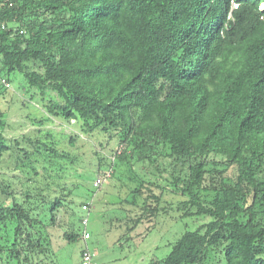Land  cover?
I'll list each match as a JSON object with an SVG mask.
<instances>
[{
	"label": "trees",
	"instance_id": "trees-1",
	"mask_svg": "<svg viewBox=\"0 0 264 264\" xmlns=\"http://www.w3.org/2000/svg\"><path fill=\"white\" fill-rule=\"evenodd\" d=\"M262 6L264 0H0L1 89L21 76L28 100L50 118L108 137L96 168H88L51 132L11 140L0 132V260L6 254L8 263L46 264L57 254L49 226L64 208L74 218L64 239L83 240L89 223L83 233L78 225L89 216L78 218L75 207L84 211L89 199L80 193L95 194L96 180L117 178L124 163L169 173L183 197L181 218L203 221L164 260L148 264H264ZM66 139L75 148L76 136ZM115 141L110 158L104 153ZM79 166L74 188L54 180L53 173ZM3 168L20 172L14 186ZM133 173L141 180L135 192L149 195L142 212L127 219L132 232L158 216L166 190ZM54 185L62 191L56 198ZM94 207L93 200L84 212Z\"/></svg>",
	"mask_w": 264,
	"mask_h": 264
},
{
	"label": "rangeland",
	"instance_id": "rangeland-1",
	"mask_svg": "<svg viewBox=\"0 0 264 264\" xmlns=\"http://www.w3.org/2000/svg\"><path fill=\"white\" fill-rule=\"evenodd\" d=\"M15 78L16 81L11 83L6 90L0 87V111L4 122V127L0 128V132L9 140L25 136L36 137L38 132L43 134L51 132L54 138L61 143L62 149L81 155L85 167L96 168L98 163L96 152L101 150V143H107L108 137L103 134L88 137L75 127L74 121L67 124L50 118L41 105L28 100L23 89V78L21 76ZM71 135L77 138L75 148L66 139ZM110 144L104 154L112 158L113 152L119 146L116 141ZM162 163L166 166L168 161H162ZM81 167H76L77 171L68 167L69 169L65 172L53 173L56 176L54 180L72 189L77 181L81 182L78 176V170H82ZM132 170L139 178H144L147 182H156L166 189L160 204L162 210L158 216L148 223L145 220L146 222L133 232L128 230L127 219L142 212L141 208L147 202L146 197L149 192L145 190L144 195L135 192L141 180L136 179V176L134 178ZM1 173L2 178H7L13 186L15 176L20 177L21 175L20 172L7 168H3ZM115 175L117 178L104 182L95 194L86 190L80 193V197L84 200L93 199L95 202V207L90 214L82 211L81 207H75L78 218L89 216L90 222L87 230L93 235L92 241L87 242L83 239L76 243H68L64 239V233L70 229L74 218L71 216L70 208L61 209L57 213L56 224L49 226L53 247L57 254L46 256L44 263L82 264V252L87 247L95 253L93 264H148L152 260H164L171 253L173 244L186 230H195L203 222L202 220L185 221L181 218L182 213L178 209V204L183 197L173 192L169 184L171 180L169 173L161 175L152 166L137 164L131 168L128 164L121 163L116 166ZM228 175L234 177L235 172L232 170ZM15 187L17 188V185ZM53 187L55 191L53 198L59 197L62 191L56 185ZM3 198L5 199L0 194V201ZM7 203L10 204L11 200H7ZM78 226L83 233L85 226L83 224ZM3 257L0 264H14L8 263L9 259L6 254H3ZM33 264H37V261ZM219 264H225V262L222 261Z\"/></svg>",
	"mask_w": 264,
	"mask_h": 264
},
{
	"label": "built area",
	"instance_id": "built-area-1",
	"mask_svg": "<svg viewBox=\"0 0 264 264\" xmlns=\"http://www.w3.org/2000/svg\"><path fill=\"white\" fill-rule=\"evenodd\" d=\"M234 6L236 7V3H234ZM231 18H232V15H230L229 19H231ZM3 28L5 29V25H3ZM109 177H110V175H108L106 179H108ZM105 181L106 180L103 178H98L95 182V187L100 188ZM92 203H93V199L83 207L84 211H88L90 209ZM83 223H84V226H87L89 223V219L85 218ZM90 239H91V235L89 232L86 231L84 234V240L88 241ZM94 258H95V253L93 251H91L88 247L85 250H83V252H82V264H93Z\"/></svg>",
	"mask_w": 264,
	"mask_h": 264
}]
</instances>
